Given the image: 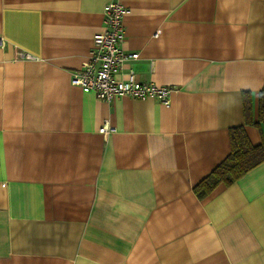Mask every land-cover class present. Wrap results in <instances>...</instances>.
<instances>
[{
  "label": "crops",
  "instance_id": "crops-1",
  "mask_svg": "<svg viewBox=\"0 0 264 264\" xmlns=\"http://www.w3.org/2000/svg\"><path fill=\"white\" fill-rule=\"evenodd\" d=\"M110 2L168 105L70 84ZM0 37V264H264V162L193 191L232 128L264 143V0H0Z\"/></svg>",
  "mask_w": 264,
  "mask_h": 264
},
{
  "label": "built area",
  "instance_id": "built-area-1",
  "mask_svg": "<svg viewBox=\"0 0 264 264\" xmlns=\"http://www.w3.org/2000/svg\"><path fill=\"white\" fill-rule=\"evenodd\" d=\"M127 8L119 2H110L103 6V30L93 36L92 46L80 67L70 73V84L79 87L85 93H92L97 99L109 102L118 97H130L139 100L153 98L164 105L169 104V87L153 83L143 84L136 79L135 72L126 68L128 61L138 58V53H128L123 49V16ZM5 40L0 37V48ZM15 58L29 60L32 56L16 50ZM113 129L106 124L99 128L101 134Z\"/></svg>",
  "mask_w": 264,
  "mask_h": 264
},
{
  "label": "trees",
  "instance_id": "trees-1",
  "mask_svg": "<svg viewBox=\"0 0 264 264\" xmlns=\"http://www.w3.org/2000/svg\"><path fill=\"white\" fill-rule=\"evenodd\" d=\"M250 99L249 94L243 96L244 123L264 131V88L258 94L256 121L252 117ZM229 138L230 152L228 156L193 188L198 199L206 197L218 184L229 185L264 162V143L257 146L251 145L243 126L232 128Z\"/></svg>",
  "mask_w": 264,
  "mask_h": 264
}]
</instances>
